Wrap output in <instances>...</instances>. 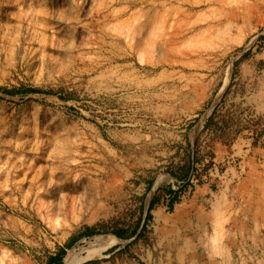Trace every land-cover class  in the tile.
Listing matches in <instances>:
<instances>
[{
  "label": "rangeland",
  "instance_id": "obj_1",
  "mask_svg": "<svg viewBox=\"0 0 264 264\" xmlns=\"http://www.w3.org/2000/svg\"><path fill=\"white\" fill-rule=\"evenodd\" d=\"M92 230L128 239L84 264H264V0H0V264Z\"/></svg>",
  "mask_w": 264,
  "mask_h": 264
},
{
  "label": "bare ground",
  "instance_id": "obj_2",
  "mask_svg": "<svg viewBox=\"0 0 264 264\" xmlns=\"http://www.w3.org/2000/svg\"><path fill=\"white\" fill-rule=\"evenodd\" d=\"M159 184L160 180L157 181L154 190ZM122 242L123 239L115 234L95 235L87 246L77 245L69 249L68 253L65 254L66 256L63 264H84L91 260L102 258L110 248L118 246Z\"/></svg>",
  "mask_w": 264,
  "mask_h": 264
},
{
  "label": "trees",
  "instance_id": "obj_3",
  "mask_svg": "<svg viewBox=\"0 0 264 264\" xmlns=\"http://www.w3.org/2000/svg\"><path fill=\"white\" fill-rule=\"evenodd\" d=\"M172 175L176 177V175H174L173 173H172ZM176 199H177V197L174 200H176ZM156 200H157V198L155 197L154 200L151 203V206H150L151 211L154 208ZM173 206H174V204L171 205V207H173ZM112 233L117 235L118 237H120L122 239H128L127 237H125V235H123L120 232H112ZM98 234H107V233L106 232H102L101 233V232H97V231L92 230V231H90L88 233V236H93V235L95 236V235H98ZM65 254H66V250L63 249L57 256L51 258L50 264H63V260H64V257H65Z\"/></svg>",
  "mask_w": 264,
  "mask_h": 264
},
{
  "label": "built area",
  "instance_id": "obj_4",
  "mask_svg": "<svg viewBox=\"0 0 264 264\" xmlns=\"http://www.w3.org/2000/svg\"><path fill=\"white\" fill-rule=\"evenodd\" d=\"M184 189V184L181 182L178 183H174L171 187V191L172 193L170 195L167 196V205L171 206L172 204H176L178 202V199L181 198V194L183 192ZM177 197L176 200H174Z\"/></svg>",
  "mask_w": 264,
  "mask_h": 264
},
{
  "label": "crops",
  "instance_id": "obj_5",
  "mask_svg": "<svg viewBox=\"0 0 264 264\" xmlns=\"http://www.w3.org/2000/svg\"><path fill=\"white\" fill-rule=\"evenodd\" d=\"M176 182H177V179L175 177H173L172 175H169V177H168V185H169V187L171 188L172 185L174 183H176ZM201 189L203 191L207 192V193H209L210 190H213V188L211 187V185H202L201 186Z\"/></svg>",
  "mask_w": 264,
  "mask_h": 264
}]
</instances>
